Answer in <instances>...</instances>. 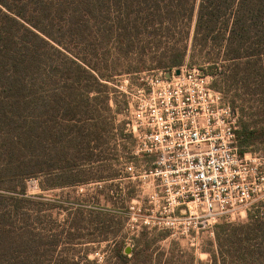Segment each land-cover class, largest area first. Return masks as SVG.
<instances>
[{"label":"trees","instance_id":"obj_1","mask_svg":"<svg viewBox=\"0 0 264 264\" xmlns=\"http://www.w3.org/2000/svg\"><path fill=\"white\" fill-rule=\"evenodd\" d=\"M88 1L94 5L99 0H80V7ZM110 1L116 22L104 33L132 52L133 60L151 61L154 70L179 69L191 51L217 48L220 54L214 59L224 64L212 87L222 95L223 87L254 88L262 97L255 112L238 117L239 154L264 144V0ZM69 8V0H0V205L9 202L12 212L27 200L25 182L30 178L38 179L41 189L86 183L78 174L83 165L69 155L79 143L107 132L104 118L96 114L97 95H91L85 82L89 78L101 85L106 76L64 46L59 35L69 34L68 24L64 30L53 28L55 17L73 14ZM79 15L82 19L84 14ZM229 104L235 109L233 101ZM78 123L90 128H76ZM85 160L99 161L90 155L81 162ZM110 221L97 212L89 223L109 241ZM0 231L6 234V228ZM18 234L12 235L17 236L14 247L23 257L35 256L34 239ZM214 240L215 250H208L211 264H226L225 259L264 264V212L249 213L244 223L215 225ZM139 246L127 251L123 240H112L110 259L114 264L150 262L144 254L147 246Z\"/></svg>","mask_w":264,"mask_h":264},{"label":"rangeland","instance_id":"obj_2","mask_svg":"<svg viewBox=\"0 0 264 264\" xmlns=\"http://www.w3.org/2000/svg\"><path fill=\"white\" fill-rule=\"evenodd\" d=\"M97 2L93 5L88 1L81 8L80 0H69L72 7L69 10L73 14L55 17L52 24L54 30H64L65 24H68L69 34L66 37L59 35L64 38V46L74 55L85 57L106 76V80L100 81L101 85H96L89 78L85 82L91 95H97L94 100L96 114L104 118L107 132L94 139L90 138L89 143H85L86 140L79 143L80 146L69 155L76 160V164L83 165L78 174L87 180L86 183L41 189L38 179L30 178L25 182L24 197L27 200H23L16 211L12 212L9 202L5 206L0 205V213L5 212V215L0 216V230L6 228V234L0 235V264H70L72 261L77 264H114V259H110L112 240H123L127 251L133 246L140 245L139 249L147 246L144 254L150 256V262L139 264H211L208 250L216 248L214 229L212 234L209 231H198L193 241L185 237H170L166 230L145 229L140 219L150 213L151 204L147 201L149 189L145 185L140 189L137 180H117L118 177L126 176L122 171L124 161L137 162L131 154L134 139L125 132L126 123L130 119L128 102L131 96L128 92L130 87L138 83L139 74L152 70L154 64L146 58L133 60V53L122 49L124 45L118 46L109 40L103 28L115 24L116 12L110 0ZM79 13L84 14L82 19ZM58 32L56 34H60ZM189 33L185 42L190 45L192 28ZM219 54L217 48L212 51L197 49L190 52L185 64L201 66L205 72L213 74L214 81L218 79V72L223 70L224 63L214 59ZM81 76L87 77L84 72ZM217 85L224 86L221 81H217ZM223 90L224 101L234 102L238 117L241 114L245 118L255 112L262 98L253 91L254 88H231L227 91L223 87ZM76 128L90 127L78 123ZM251 150L264 164V144L257 143ZM88 155L92 156V160L99 161L81 162ZM99 176L105 178V181H93ZM131 200H137L135 204H140L142 211L138 213L135 207V219L128 221L127 210ZM256 211L264 212V194L252 201L244 213L237 211L217 224L244 223L248 214ZM95 212H102L105 218H111L109 238L112 240L104 241L103 233L89 223ZM15 233H24L34 239L35 256L23 257L22 251L14 247L13 242L17 236L12 235ZM218 254L216 252L221 262ZM225 261L230 264L229 259Z\"/></svg>","mask_w":264,"mask_h":264},{"label":"built area","instance_id":"obj_3","mask_svg":"<svg viewBox=\"0 0 264 264\" xmlns=\"http://www.w3.org/2000/svg\"><path fill=\"white\" fill-rule=\"evenodd\" d=\"M175 70L143 71L130 87L125 132L137 162L124 161L126 176L117 180L149 189L150 213L140 219L145 229L193 241L264 194V164L255 153L239 154L237 112L212 87L214 76L195 65ZM136 201L128 205V221L135 207L141 210Z\"/></svg>","mask_w":264,"mask_h":264},{"label":"water","instance_id":"obj_4","mask_svg":"<svg viewBox=\"0 0 264 264\" xmlns=\"http://www.w3.org/2000/svg\"><path fill=\"white\" fill-rule=\"evenodd\" d=\"M175 74H179V70L178 69L175 70Z\"/></svg>","mask_w":264,"mask_h":264}]
</instances>
